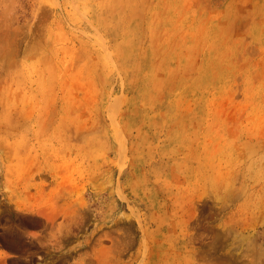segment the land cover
Masks as SVG:
<instances>
[{
    "label": "rangeland",
    "instance_id": "rangeland-1",
    "mask_svg": "<svg viewBox=\"0 0 264 264\" xmlns=\"http://www.w3.org/2000/svg\"><path fill=\"white\" fill-rule=\"evenodd\" d=\"M0 264H264V0H0Z\"/></svg>",
    "mask_w": 264,
    "mask_h": 264
}]
</instances>
